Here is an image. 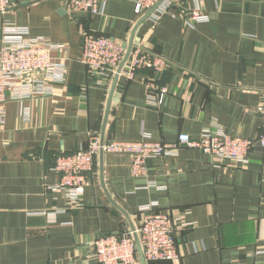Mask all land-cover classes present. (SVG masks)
Listing matches in <instances>:
<instances>
[{
	"label": "crops",
	"instance_id": "0c3cea01",
	"mask_svg": "<svg viewBox=\"0 0 264 264\" xmlns=\"http://www.w3.org/2000/svg\"><path fill=\"white\" fill-rule=\"evenodd\" d=\"M103 2L94 15L75 12L68 0H12L0 12V50L2 25L13 21L64 46L53 56L65 70L47 93L6 101L0 264H101L93 241L138 228L139 208L150 202L189 225H175L177 260L144 262L137 250L133 264H264V148L257 144L244 167H216L203 151L181 147L150 160L146 176L133 175L130 154H99L79 207L53 188L57 156L87 148L91 132L107 141L148 134L173 142L180 132L199 138L220 127L256 140L264 126V0H180L175 16L157 24L148 17L141 23L135 0ZM194 8L208 20L188 24ZM86 33L118 39L127 50L143 43L168 67L141 69L131 80L121 75L107 116L115 75L88 74L81 61ZM149 80L167 88L156 106Z\"/></svg>",
	"mask_w": 264,
	"mask_h": 264
},
{
	"label": "built area",
	"instance_id": "2783aa9c",
	"mask_svg": "<svg viewBox=\"0 0 264 264\" xmlns=\"http://www.w3.org/2000/svg\"><path fill=\"white\" fill-rule=\"evenodd\" d=\"M75 12L102 14L103 0H68ZM180 0H135V12L145 16L155 8L149 19L157 24L165 15L175 16L174 7ZM12 0H0V12H6ZM188 24L206 22L208 15L194 8L187 15ZM61 44L52 40L31 35L28 26L13 21L2 25V46L0 50V123L5 120V104L8 97L24 100L35 95L47 93L52 84L65 78L64 62L53 56L55 51L63 50ZM127 53L125 44L104 34L86 33L83 36L81 61L87 72L104 80L118 73V68ZM169 60L162 54L148 48L143 43L133 45L129 58L120 76L133 79L141 69L162 72ZM125 68V69H124ZM127 69V70H126ZM149 103L158 105L167 92L165 86H158L154 80L148 81ZM157 92V93H155ZM264 148V126L256 140L234 136L226 130L204 129L199 138L187 132H180L173 142L151 140L144 134L139 141L104 140L97 132L89 134V144L70 154H59L54 169L60 175L59 182L53 186L65 194L71 207L82 205V196L89 182V175L95 168L96 157L104 153H127L131 157L134 176H146L148 162L159 156L177 155L181 147L195 148L208 154L216 167L239 168L249 163V153L255 145ZM156 202L140 206L141 224L135 230L119 234H107L93 241L95 258L101 264H133L137 260L138 234L144 258L148 261H175L179 258L174 231L176 223L189 225L182 217H174L167 212L155 210ZM189 213L186 211L184 214Z\"/></svg>",
	"mask_w": 264,
	"mask_h": 264
},
{
	"label": "water",
	"instance_id": "95a60500",
	"mask_svg": "<svg viewBox=\"0 0 264 264\" xmlns=\"http://www.w3.org/2000/svg\"><path fill=\"white\" fill-rule=\"evenodd\" d=\"M155 8H156V7H155ZM155 8H153L151 11H149V12L145 15V17L141 20V23H142V22L148 17V15H149V14H150ZM132 47H133V43L131 42L129 49L127 50L126 56H125L124 60L121 62L119 68H118V73L115 75L114 84H113V88H112V90H111L110 99H109L108 107H107V116H108V112H109L110 107H111V102H112V97H113V92H114L115 85H116V83H117V81H118V79H119V77H120V72H121L123 66L126 64L128 58H129L130 52H131V50H132ZM104 140H105V139H104V136H102V141H104ZM100 154L103 155V154H104V151L101 150ZM133 230H135V228H133ZM134 237H135V240H136V243H137L138 250H139V252H140V254H141L142 260L145 262V258H144L143 252H142V247H141V243H140V240H139L138 234H137V233H134Z\"/></svg>",
	"mask_w": 264,
	"mask_h": 264
}]
</instances>
